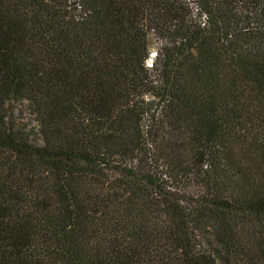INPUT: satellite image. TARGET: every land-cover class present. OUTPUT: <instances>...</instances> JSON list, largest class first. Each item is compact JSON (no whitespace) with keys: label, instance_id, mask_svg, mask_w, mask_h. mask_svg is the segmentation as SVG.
Segmentation results:
<instances>
[{"label":"trees","instance_id":"trees-1","mask_svg":"<svg viewBox=\"0 0 264 264\" xmlns=\"http://www.w3.org/2000/svg\"><path fill=\"white\" fill-rule=\"evenodd\" d=\"M0 264H264V0H0Z\"/></svg>","mask_w":264,"mask_h":264},{"label":"rangeland","instance_id":"rangeland-1","mask_svg":"<svg viewBox=\"0 0 264 264\" xmlns=\"http://www.w3.org/2000/svg\"><path fill=\"white\" fill-rule=\"evenodd\" d=\"M156 48H158V44L155 43V45L153 46V52H152V54L150 56L151 59L148 62L149 67L152 66V62L155 60L154 50ZM21 117H22V120L25 121V122L30 120V117L26 113H23V115Z\"/></svg>","mask_w":264,"mask_h":264}]
</instances>
